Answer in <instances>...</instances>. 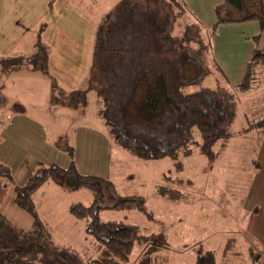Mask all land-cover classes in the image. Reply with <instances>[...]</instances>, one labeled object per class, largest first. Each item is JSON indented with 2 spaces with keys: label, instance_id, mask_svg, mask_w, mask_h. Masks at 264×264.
Listing matches in <instances>:
<instances>
[{
  "label": "rangeland",
  "instance_id": "374dc122",
  "mask_svg": "<svg viewBox=\"0 0 264 264\" xmlns=\"http://www.w3.org/2000/svg\"><path fill=\"white\" fill-rule=\"evenodd\" d=\"M75 1L97 24L102 23L121 0ZM14 2L16 0H7V10L15 11ZM28 3L29 7L27 3L21 4L25 7L20 8V11L24 10L21 15L31 13L32 7L39 1L30 0ZM6 6L0 5V15ZM45 11L50 13L48 18L61 12V18L55 21L66 28H70L75 19L64 7L56 10L49 6ZM175 13L178 34L184 33L185 27L190 25L203 43L210 42L213 50L211 29L203 28L197 34L195 17L179 6L175 8ZM11 16L10 25L0 30V34L3 32L0 44L5 39L8 45L14 41L11 36L21 17L17 13ZM46 24L42 23V28L39 26L32 45L24 46V50L17 53L16 56L22 57L23 62L10 67L0 63V204L6 206L12 203V193L3 188L4 182L14 187L15 191L16 185L23 184L42 165L56 163L67 166L74 160L82 173L109 178L119 192L140 194L146 199L152 211L151 217L136 210L105 209L101 212L103 220L124 219L140 225L148 235L137 243L131 256L132 264L151 244L162 245L154 253L156 264H194L207 250L214 252L216 264H239L243 260L245 264H254L257 257L256 264H264V252H260L261 249L264 251V127L254 126L264 118V72L259 74L251 90L233 89L238 101L237 112L226 127L232 140L227 141L226 146L222 138L208 142L209 138L207 141L204 134L195 128L194 138L198 143L193 145L191 154L179 157L183 168L176 169V161L171 157L139 158L116 141L110 126L99 114L103 101L96 89L101 85L97 77L87 76L82 86L81 83L69 86L58 77L56 70L50 66L53 47L43 37ZM87 24L83 22L82 28ZM92 27L91 23V31ZM11 28V31L8 30ZM5 34L7 38L3 39ZM38 35L44 44L43 51L47 50L48 54V64L43 67L41 65L46 58L39 57L36 50ZM2 55L0 53V58L5 57ZM212 56L215 58L214 53ZM44 69H48L49 73H45ZM27 73L31 77H26ZM214 73L205 77L203 86H216L218 74ZM91 84L96 88L90 87ZM221 84L231 89L226 81ZM78 86L82 92L79 96H71V89ZM69 150H73V155ZM159 183L168 189H179L181 196L171 199L161 194L157 189ZM110 192V188L105 189L101 204L113 203ZM33 200L40 216L51 228L55 243L79 257L84 255L83 250L90 237L85 222L73 217L69 206L76 201L91 203L92 194L87 189L70 190L49 180L36 190ZM242 204L249 211L246 218L236 213L241 210ZM13 207L18 209L19 206L15 203ZM23 217L24 223L20 216L12 213L9 216L21 227L28 222L27 218H33L25 210ZM231 239H234L232 247L224 250ZM251 249L255 254H250ZM59 256L68 260L67 264H75L71 258Z\"/></svg>",
  "mask_w": 264,
  "mask_h": 264
},
{
  "label": "trees",
  "instance_id": "16d2710c",
  "mask_svg": "<svg viewBox=\"0 0 264 264\" xmlns=\"http://www.w3.org/2000/svg\"><path fill=\"white\" fill-rule=\"evenodd\" d=\"M53 3L54 0L50 4ZM224 5L234 9L235 14H224L219 8L217 21L209 32L211 36L223 22L256 19L264 26L263 0H224ZM178 6L195 17L199 34L205 27L184 0H121L98 24L86 78L80 86L87 76L101 81L98 88L90 85L103 101L99 114L125 150L143 159L171 157L176 161L175 168L182 169L179 157L191 154L193 145L198 143L195 128L209 138L208 142L222 138L226 146L231 138L226 127L237 112L233 89L253 88L259 74L264 72V49L256 42L244 76L233 83L212 56L209 41L203 43L190 25L178 34L175 13ZM36 46L39 57L46 58L41 66H46L48 54L43 51L39 35ZM22 60L20 56H5L0 63L10 67ZM215 71L216 86H203L205 77ZM44 72L49 73L48 69ZM222 81L231 89L222 85ZM80 86L69 94L79 96ZM254 126L264 127V118ZM69 151L73 155V150ZM165 177L169 178L167 174ZM49 180L70 190L87 189L93 196L89 204L76 201L69 206L70 214L85 222L90 237L82 258L55 243L51 228L38 212L33 194ZM106 188L111 190V205L100 203ZM157 189L171 199L181 196L179 189H168L161 183ZM15 203L33 216V223L30 228H23L0 211V264H67L68 260L59 255L71 258L75 264H132L137 243L148 235L140 225L124 219L103 220L101 212L136 210L153 216L143 195L119 192L109 178L82 173L74 160L67 166L52 163L39 167L23 184L15 186ZM233 243L234 239L228 240L224 250ZM161 246L151 244L134 264H156L154 253ZM194 264H216L214 252L205 251Z\"/></svg>",
  "mask_w": 264,
  "mask_h": 264
},
{
  "label": "crops",
  "instance_id": "0c3cea01",
  "mask_svg": "<svg viewBox=\"0 0 264 264\" xmlns=\"http://www.w3.org/2000/svg\"><path fill=\"white\" fill-rule=\"evenodd\" d=\"M26 1L30 2V0ZM38 1V5L32 7L31 13L21 15L24 13V10L20 11V8H25L21 4L27 3V7H29L28 2H25V0H16V2L13 3L16 5L15 11H11L7 10V0H0V5L3 6L5 4L6 6V10H4L0 15V30H3V28H7L10 25L12 13L19 14L22 21V23L21 21H18L17 24L19 25L14 27V34L11 36L14 38V41L11 43L12 47L10 44L8 45L9 42L5 39L7 38V35H3L2 38L5 39L6 42L4 41L0 44V53L3 54L2 56H16L17 53H20L24 50V46L32 45L37 37V30L41 27L40 25L42 23H47L43 37L53 47L50 56L51 68L54 71L56 70V73L58 77L60 76V79L66 81H63L65 84L73 86L75 83H81L87 73L93 40L99 22L96 24L94 20L90 19L85 11L79 7V4L75 0H54L52 5L50 4L52 0ZM184 1L200 19L201 23L206 29H212L216 23L218 18L217 12L219 11V8L224 14L226 12L235 14L234 9H230L224 5V0ZM49 6H52L53 9L56 10L61 7L69 10V12L75 16L71 27L66 28L63 24L55 21L56 18H61V15H59V13L62 14L61 12L55 13L56 15H54L52 18H48L50 13L45 10H48ZM83 22L88 23L84 28H82ZM91 23L93 24L92 31L90 30ZM84 29H86V31H84ZM8 30L11 31L12 28ZM217 32L218 33H215L213 36L214 46L212 51L216 61L222 67L229 81L234 83L241 80L244 76L246 64L253 52V49L255 48L256 42H258L259 45L264 49V26H261L260 22L256 19L230 21L219 24L217 27ZM2 33L0 36H2ZM10 34L11 32L9 35ZM58 56H61L62 58ZM62 63L64 64L63 69ZM75 63H77V65ZM27 76L31 77V75L28 73L26 74V77ZM231 140L232 137L228 140V142ZM224 149H226V147ZM3 188H6L7 192H9L8 190L11 191L12 203L7 204L6 206L0 204L1 211L8 217L11 213L13 215L22 217L24 219V223L25 218L23 217V210L19 207L18 209H14L13 207L15 204L14 187L12 188L7 184V182H4ZM227 204L230 205L228 200ZM244 206L245 205L242 204L241 210L236 211V213L239 214L241 218H246V216L249 215V211L245 210ZM26 221L28 222L21 225L23 228L28 229L33 223V218L29 220L27 218ZM262 250L263 249H261L260 252H264ZM236 252H238V250ZM250 254H255V251L251 249ZM261 257L262 255H260V258ZM258 260L259 259L257 257L254 264H256ZM239 264H245V260Z\"/></svg>",
  "mask_w": 264,
  "mask_h": 264
}]
</instances>
